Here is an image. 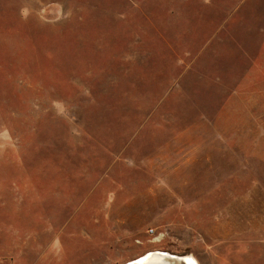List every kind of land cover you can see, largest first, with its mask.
<instances>
[{
    "label": "rangeland",
    "instance_id": "1",
    "mask_svg": "<svg viewBox=\"0 0 264 264\" xmlns=\"http://www.w3.org/2000/svg\"><path fill=\"white\" fill-rule=\"evenodd\" d=\"M151 250L264 264V0H0V264Z\"/></svg>",
    "mask_w": 264,
    "mask_h": 264
},
{
    "label": "crops",
    "instance_id": "2",
    "mask_svg": "<svg viewBox=\"0 0 264 264\" xmlns=\"http://www.w3.org/2000/svg\"><path fill=\"white\" fill-rule=\"evenodd\" d=\"M221 29V28H219ZM232 97L236 96L237 97V91H234L231 95ZM235 99L229 100L225 103V107L224 109H221L218 113V115L216 116V118L213 120V122L210 123L211 127L214 128L216 131H214V133H211L210 135H207L208 138L205 139L203 141V145H204V152H203V159L207 160V161H211L212 157H211V153L210 150L211 149H215L218 151V153L222 154L225 152L226 150V143H225V134L222 133V129H224L225 127H227V123L228 126L230 128H236V127H243L242 125H238L237 123L240 121H236V122H232L229 121V112L234 109L235 106ZM236 109V108H235ZM222 115H219V114ZM241 123V122H240ZM249 127V126H248ZM221 144V147H217V144Z\"/></svg>",
    "mask_w": 264,
    "mask_h": 264
},
{
    "label": "bare ground",
    "instance_id": "3",
    "mask_svg": "<svg viewBox=\"0 0 264 264\" xmlns=\"http://www.w3.org/2000/svg\"><path fill=\"white\" fill-rule=\"evenodd\" d=\"M172 255L160 250H151L143 253L142 255L126 261L124 264H172L174 259ZM182 264H198V261L192 255H183ZM177 264V263H176Z\"/></svg>",
    "mask_w": 264,
    "mask_h": 264
},
{
    "label": "water",
    "instance_id": "4",
    "mask_svg": "<svg viewBox=\"0 0 264 264\" xmlns=\"http://www.w3.org/2000/svg\"><path fill=\"white\" fill-rule=\"evenodd\" d=\"M167 254H168V253H167ZM170 255H172V254H170ZM172 256L175 257V258L171 261L172 264H176V263H180V264H182V263H183V260L181 259L183 255H180V256H178V255H172Z\"/></svg>",
    "mask_w": 264,
    "mask_h": 264
}]
</instances>
